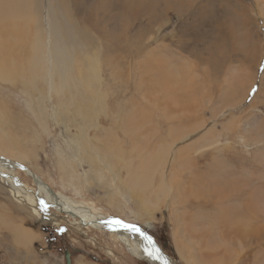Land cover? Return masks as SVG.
I'll list each match as a JSON object with an SVG mask.
<instances>
[{
  "label": "rangeland",
  "instance_id": "obj_1",
  "mask_svg": "<svg viewBox=\"0 0 264 264\" xmlns=\"http://www.w3.org/2000/svg\"><path fill=\"white\" fill-rule=\"evenodd\" d=\"M24 2L16 21L0 2V159L23 188L0 179V264H66L65 251L70 264L151 263L67 214L33 216L24 190L33 202L37 185L21 168L138 226L172 264H264V0ZM46 18L90 54L94 81L74 59L48 90L34 66ZM10 31L28 49L3 54ZM211 224L220 238L207 241Z\"/></svg>",
  "mask_w": 264,
  "mask_h": 264
},
{
  "label": "bare ground",
  "instance_id": "obj_2",
  "mask_svg": "<svg viewBox=\"0 0 264 264\" xmlns=\"http://www.w3.org/2000/svg\"><path fill=\"white\" fill-rule=\"evenodd\" d=\"M1 1H4V3L2 5H7V8L5 9L6 6H4V9L3 11L7 12L8 13V17L9 19H13L15 18L16 16H18V13L22 11L23 13V9H19L20 5L19 4H22V7L25 6L23 4H26L24 1H27V0H11V3H9V0H0ZM24 2V3H23ZM29 2V1H28ZM17 4L19 6H17ZM30 4V3H28ZM27 6V4H26ZM25 6V7H26ZM32 6V4H31ZM19 7V8H18ZM14 8V9H13ZM29 9V8H28ZM27 9V10H28ZM12 10V11H11ZM52 12V11H51ZM19 13V15L21 16V14ZM2 15H5V13L3 12V14L1 13V16ZM20 16H18L17 19L20 20ZM62 16V15H61ZM46 17V16H45ZM3 18V17H2ZM25 18V17H24ZM23 18V19H24ZM16 19V20H17ZM22 19V18H21ZM15 20V19H13ZM12 20V21H13ZM15 20V21H16ZM8 21H11V20H8ZM13 21V23L15 22ZM3 22V20L1 21ZM7 21H5L6 23ZM20 22V21H19ZM3 23V24H5ZM12 23V24H13ZM43 23V22H42ZM66 24V22H64ZM10 23V25H12ZM18 24V23H17ZM21 24V23H20ZM68 25V24H66ZM6 26V24H5ZM14 26V25H13ZM11 26V27H13ZM19 26V25H18ZM10 27V28H11ZM22 26H20V29L19 31L21 32V29ZM45 36H46V39L45 40H40L39 43H40V51L39 53L42 52V48L44 49L45 51V57H44V62H42L41 60V57L42 56H39L37 57V61L34 60V66H37L39 67L40 70L43 69V77L41 78L44 83H46V85L48 86V90H51L53 88V76H57L58 79L60 80V83L62 86L66 85V82H65V79L68 75V69L71 67V63H72V60L74 59H77L78 60V66L76 69L78 71V75L80 76V81H85V83H89V81H94V78L92 77V74L93 72L96 70L95 69V65H92L90 63V60L88 59L89 58V53H85L83 52V55L81 53V45L80 43L74 38V37H71L69 36L68 34H65V32H63L62 34L60 33V30L58 31V29L53 25L52 22L49 21L48 18L45 19ZM0 29H3V26L2 28L0 27ZM6 29V27H5ZM17 29V30H18ZM12 30H15L12 29ZM6 31V30H5ZM8 31V30H7ZM12 31L9 32H5L6 35L4 36L3 38V41L5 42V49L3 50V54H7L8 51H11V52H18L20 53V51L22 49H28L29 46L27 45H23V38L25 37V40L27 39V35L26 36H23L21 37L19 34L20 32L18 33V35L16 36L14 33H11ZM66 37H70L69 39L66 38ZM74 39V43H71V40ZM28 42H30V39H27ZM26 40V41H27ZM2 41V38H0V43ZM6 44H12L13 47H7ZM25 44V43H24ZM70 44V46H69ZM2 51H0L1 53ZM13 53V55H14ZM28 53V51H27ZM29 54V53H28ZM36 53H32V58L34 57ZM14 57L17 59V56L14 55ZM14 58V59H15ZM1 61V60H0ZM39 61V62H38ZM76 61V60H75ZM76 64V63H75ZM74 64V65H75ZM86 66H85V65ZM2 65V64H1ZM44 67V68H43ZM40 70H36V71H40ZM112 73V72H111ZM113 74V73H112ZM37 78V77H36ZM42 81V82H43ZM82 81V82H83ZM101 81V80H100ZM27 82V81H26ZM29 83V82H28ZM55 85V84H54ZM88 85V84H87ZM30 87L31 88H34L32 86V83H30ZM76 88V87H75ZM80 88V87H79ZM82 89V88H81ZM88 89V88H87ZM96 89V88H95ZM83 90V89H82ZM88 92V91H87ZM100 92V91H99ZM104 94V93H103ZM86 95V94H85ZM93 95L97 98V100L99 99L101 102H102V99H104V95L103 97H101V92H100V95H98V93H94L92 94V96L89 98V100H93L95 97H93ZM89 96V95H88ZM104 101V100H103ZM93 102V101H92ZM100 102V103H101ZM94 103V102H93ZM104 105V104H103ZM101 106V105H100ZM104 107V106H103ZM107 110V109H105ZM74 114L77 115L78 117V111L77 112H74ZM87 113L85 111H81V116L83 119H85V115ZM88 115V114H87ZM113 116V115H112ZM111 118V117H110ZM79 121V120H78ZM74 124V123H73ZM193 135V132L190 133ZM199 134V132H198ZM207 135V133H206ZM108 137V136H107ZM191 137V136H190ZM193 137V136H192ZM193 139V138H192ZM111 140V138H110ZM80 147H83V144H82V140L80 142ZM163 149V147H162ZM109 150V149H108ZM161 150V149H159ZM158 150V151H159ZM160 152V151H159ZM107 153V152H106ZM109 153V152H108ZM103 154V153H102ZM101 154V156H102ZM112 154V152L110 153ZM145 154V153H144ZM107 155V154H106ZM114 155V154H112ZM100 156V157H101ZM112 157V156H111ZM110 157V158H111ZM102 158V157H101ZM112 159V158H111ZM113 160H114V157H113ZM103 161V160H102ZM120 163V162H119ZM108 165V164H107ZM110 166V165H109ZM15 167H18V165L14 162H6V161H3L0 159V179L7 184V186H9V188H11V190H13L15 193H20L19 192V189H22V186L20 184L22 183H19L15 178L14 176L12 175V170L15 168ZM20 168V167H19ZM22 171H24L28 176L30 175L32 178H34V181L37 185V190L35 191V197H36V200L33 199V202L31 200V196L29 195L30 191H25L24 190V196L28 203V205H32L33 207H35L36 209H38V212L36 210H33L32 211V215L35 216V217H38L40 219V221H49V222H52L54 223V220L53 218H51L52 216H55L53 215L52 213H50L49 211H47L48 208H51L52 210H54L55 212L57 213H61V214H67L68 216H70L72 219H75L79 225L83 226V227H90V228H93V229H96V230H101V231H108L110 233H112L113 235H115L117 237V240L125 246L126 250L129 252V254H131L134 258H138V259H141V260H145L147 262H151V259H153L152 257L148 256L147 253L145 252V248L146 247H149L151 248V245H149V241L148 240H145L139 233H135V232H131V231H127L125 230L124 228L122 227H119V226H115V225H110V221H114V220H118V219H111V218H108L107 216H104L102 214H93L91 213V211L85 207L83 205V203L81 202H77L73 199H71L70 197H67L65 195H62L60 193H53L50 189H48L45 185H43L41 182H39V180L33 176V174L26 170L25 168H21ZM135 172V170H134ZM118 175V174H117ZM36 178V179H35ZM84 181H86L84 179ZM121 188V187H120ZM123 188V187H122ZM124 189V188H123ZM28 190V189H27ZM22 194V193H21ZM139 198V197H138ZM237 197H232V196H229L227 199H226V203L228 205L232 204L235 199ZM140 199V198H139ZM141 200V199H140ZM194 201V200H193ZM224 201V200H223ZM41 202H43L47 207H46V210L42 209L41 207ZM237 204L239 203V201H235ZM141 203V201H140ZM34 204V205H33ZM149 204V203H147ZM151 204V203H150ZM149 204V205H150ZM193 204V203H192ZM37 205V206H36ZM152 206V204H151ZM150 206V207H151ZM197 206V205H196ZM149 207V208H150ZM214 207V206H213ZM33 209V208H32ZM152 209V208H150ZM196 209V208H195ZM154 210V209H153ZM203 210V209H202ZM209 211V209H208ZM146 212V211H145ZM147 213V212H146ZM148 214V217L151 216V213H147ZM154 216V215H153ZM120 221V220H119ZM188 221V220H187ZM213 221V220H212ZM122 222V221H121ZM126 224V223H124ZM135 226V225H134ZM138 227V226H136ZM139 228V227H138ZM185 228L189 229L188 226H186ZM211 228H212V232H209V233H205V237L207 239V241L210 240L211 237H219L218 234H219V231L216 229V226L213 227V224H211ZM140 229V228H139ZM215 230V231H213ZM140 232H142L144 234V236H147L149 237V235L145 232H143L141 229H140ZM18 234V233H17ZM220 238V237H219ZM223 238V237H222ZM244 238V237H243ZM198 239V237L196 238ZM195 239V240H196ZM224 239V238H223ZM225 240V239H224ZM228 240H229V237H228ZM218 240H215V242H217ZM152 242V245H154V240L151 241ZM227 242V240H226ZM192 242H190V245ZM240 243V242H239ZM199 247V246H198ZM213 248V247H212ZM215 248V247H214ZM193 250V248H191ZM194 253L198 252V251H193ZM189 253V252H188ZM215 253H216V249H215ZM219 253V252H218ZM217 253V254H218ZM200 255V254H198ZM192 256V255H191ZM197 256V255H195ZM207 258H210V254H207L206 255ZM220 257H222L221 255H219ZM70 257V256H69ZM160 257V255H159ZM203 257V256H202ZM193 259V258H192ZM159 261L158 264H172L171 261H169V259H164L163 257H160L159 259H157ZM203 261V260H201ZM193 262H194V259H193Z\"/></svg>",
  "mask_w": 264,
  "mask_h": 264
},
{
  "label": "snow or ice",
  "instance_id": "obj_3",
  "mask_svg": "<svg viewBox=\"0 0 264 264\" xmlns=\"http://www.w3.org/2000/svg\"><path fill=\"white\" fill-rule=\"evenodd\" d=\"M41 207L42 209L46 210V205L41 202ZM110 225H115V226H119L124 228L127 231H131V232H135V233H139L145 240L149 241V245H151V248L146 247L145 248V252L147 253L148 256L152 257L153 259H159V249H156L154 245H152L151 242V238L144 236V234L142 232H140V229L134 225H130V224H124L123 222L119 221V220H114V221H110L109 222Z\"/></svg>",
  "mask_w": 264,
  "mask_h": 264
},
{
  "label": "water",
  "instance_id": "obj_4",
  "mask_svg": "<svg viewBox=\"0 0 264 264\" xmlns=\"http://www.w3.org/2000/svg\"><path fill=\"white\" fill-rule=\"evenodd\" d=\"M151 241H153V238H151ZM154 246H155L156 249H159L160 257H163L164 259H168L169 258L168 256L165 255L164 251L157 244L154 243ZM64 257H65L66 264H70L71 260L69 258V252L68 251H65ZM158 263H159V261L157 259H151V263L150 264H158Z\"/></svg>",
  "mask_w": 264,
  "mask_h": 264
}]
</instances>
